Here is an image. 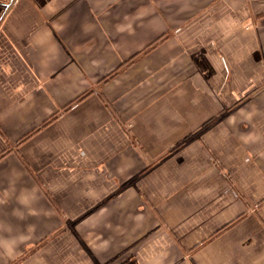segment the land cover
<instances>
[{"label": "crops", "instance_id": "crops-1", "mask_svg": "<svg viewBox=\"0 0 264 264\" xmlns=\"http://www.w3.org/2000/svg\"><path fill=\"white\" fill-rule=\"evenodd\" d=\"M0 264H264V0H0Z\"/></svg>", "mask_w": 264, "mask_h": 264}]
</instances>
